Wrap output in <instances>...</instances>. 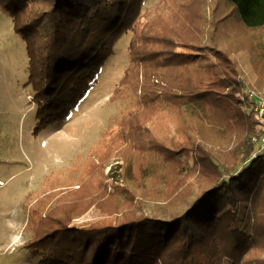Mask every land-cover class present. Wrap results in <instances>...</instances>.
Returning a JSON list of instances; mask_svg holds the SVG:
<instances>
[{
  "label": "trees",
  "instance_id": "obj_1",
  "mask_svg": "<svg viewBox=\"0 0 264 264\" xmlns=\"http://www.w3.org/2000/svg\"><path fill=\"white\" fill-rule=\"evenodd\" d=\"M142 2L0 0L25 43L36 105L33 134L67 121L115 43L132 33L130 67L109 99L131 94L134 107L102 134L84 179L69 191L71 199L60 193L49 201L53 194L29 207L32 237L24 247L37 264H212L217 255L211 256V249L219 254L216 261L227 256L231 264H264V152L258 151L264 128L252 110L260 94L256 85L244 83L236 58L248 53L260 80L264 0H158L152 11L141 13ZM164 109L171 135L166 118L159 117ZM211 134L235 145L215 155ZM147 151L161 156L164 175L151 171L150 179L164 184L167 200L190 190V175L202 184L189 210L168 221L139 213L141 184L152 167L132 163ZM115 154L125 163L127 184L108 192L102 166ZM99 200L109 216L75 223ZM239 205L252 216L248 234L236 226ZM193 223L211 233L197 236Z\"/></svg>",
  "mask_w": 264,
  "mask_h": 264
},
{
  "label": "rangeland",
  "instance_id": "obj_2",
  "mask_svg": "<svg viewBox=\"0 0 264 264\" xmlns=\"http://www.w3.org/2000/svg\"><path fill=\"white\" fill-rule=\"evenodd\" d=\"M157 3L158 0H143L141 13L152 11ZM205 12L208 17L209 3L205 5ZM131 37L132 33L128 32L115 43L112 55L101 67L84 98L71 110L66 122L50 125L33 134L37 124L36 105L32 102L33 91L28 84L25 43L14 32L9 15L0 8V264H37L38 260L24 247L32 237L27 226L29 207L36 199L42 200L53 194L49 201L62 194L71 199L69 191L76 190L84 179L89 168L90 153L101 143L102 134L114 130L115 122L122 113L134 107V96L131 94L109 99L130 67L128 44ZM236 58L244 83L256 85V93L264 98V74L258 81L248 53H239ZM140 79L141 75L138 76ZM137 87L136 95H140L139 85ZM243 92H249L248 87ZM235 97L243 101L241 93H236ZM161 113L159 117L166 118L162 121L168 127L167 134L171 135L174 128L167 117L168 111L164 109ZM211 138L210 145L215 155L225 153L235 145L234 141L220 140L212 134ZM252 141L256 144L257 138ZM147 153L140 157L139 163H132L134 168H153L141 184L139 213L160 221L184 214L200 192V179L190 175L187 178L190 190L174 201H169L165 197L164 184H155L150 179L152 172L164 175L161 156L158 153ZM254 154L251 159L257 156L258 151ZM124 165V161L116 154L103 164L102 175L107 179L108 192H113L115 185L126 186L127 182L122 178ZM191 165L192 161L189 162ZM221 172L226 174L223 169ZM118 199L123 201L124 197ZM108 210L107 204L99 200L75 223L105 218L109 216ZM246 210L245 215L243 206H236V226L248 234L247 228H250L252 216L249 209ZM164 227L161 226L163 231ZM192 227L197 236L206 237L211 233L209 230L206 234V225L193 223ZM222 253L228 255L223 250ZM212 255H217L212 264H231L227 256L216 261L219 254L213 253L211 249Z\"/></svg>",
  "mask_w": 264,
  "mask_h": 264
},
{
  "label": "built area",
  "instance_id": "obj_3",
  "mask_svg": "<svg viewBox=\"0 0 264 264\" xmlns=\"http://www.w3.org/2000/svg\"><path fill=\"white\" fill-rule=\"evenodd\" d=\"M252 110L260 124V127L264 128V99L262 97H255ZM258 151L264 152V136L259 139Z\"/></svg>",
  "mask_w": 264,
  "mask_h": 264
}]
</instances>
